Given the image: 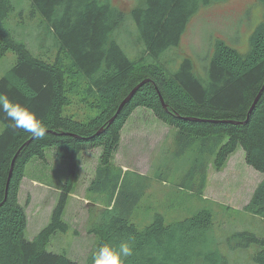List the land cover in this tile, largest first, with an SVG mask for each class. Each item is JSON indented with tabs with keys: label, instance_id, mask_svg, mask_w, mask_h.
Wrapping results in <instances>:
<instances>
[{
	"label": "trees",
	"instance_id": "16d2710c",
	"mask_svg": "<svg viewBox=\"0 0 264 264\" xmlns=\"http://www.w3.org/2000/svg\"><path fill=\"white\" fill-rule=\"evenodd\" d=\"M137 1L128 13L136 45V53L129 54L113 37L124 12L111 0H27L29 15H39L43 27L53 34L56 51L49 54L45 49L34 52L13 34L7 20L15 6L11 0H0V58L9 51L15 57L0 76V96L25 105L47 126L43 137L33 138L9 127L0 113L4 125L0 132V264H94L98 247L117 246L124 240L133 246V255L125 264H195V244L213 225L210 208L202 206L190 215L166 221L161 212L165 205L153 208L150 204L155 201L146 195L151 178L136 172L128 178L113 163L121 129L136 107L151 109L174 128L176 158L190 159L179 183L190 189L188 195L201 198L206 165L212 162L222 167L238 145L246 164L264 175V87L247 112L264 85V0H257L263 18L250 31L248 49L240 52L223 39H215L198 72L188 57L171 69L161 56L179 43L199 6L215 0ZM143 80L110 120L120 102ZM95 147L101 151L88 189L104 198L105 207L90 229L97 240L87 256L76 260L47 250L46 244L49 236L67 228L62 214L79 157ZM47 148L67 161V176L50 210L49 223L29 240L25 237V207L17 200L19 186L27 163L33 158L45 160ZM262 177L243 210L264 218ZM152 178L165 182L164 177ZM140 206L152 209L150 220L138 216ZM233 237L240 239L238 244L257 243L253 264H264V237L249 231H238ZM204 259L225 264L219 255Z\"/></svg>",
	"mask_w": 264,
	"mask_h": 264
},
{
	"label": "rangeland",
	"instance_id": "374dc122",
	"mask_svg": "<svg viewBox=\"0 0 264 264\" xmlns=\"http://www.w3.org/2000/svg\"><path fill=\"white\" fill-rule=\"evenodd\" d=\"M26 1L11 0L15 10L9 14L8 28L34 52L45 49L47 53L54 54L56 46L53 34L43 27L39 15H29ZM111 2L124 12V19L114 31L113 37L126 52L135 54V27L131 24L128 13L138 1ZM262 18L263 7L257 0H215L199 6L187 21L179 43L174 48H167L161 59L171 69H175L184 57H188L196 71H200L215 39H223L240 52H245L248 49L250 31ZM14 58L10 51L0 58V76L11 66ZM3 127L0 121V132ZM174 135V128L153 115L151 109L136 107L121 129L120 145L112 156L113 163L124 168L123 173L128 178L133 177L135 172L151 178L146 195L157 201V204H150L153 208L159 209L165 205L161 212L166 215V221L190 215L202 206L210 208L213 225L195 244V264H210L204 259L206 255H219L224 258L225 264H253L252 255L259 248L258 244H238L240 239L232 238V235L238 231H249L264 237V218L243 210L252 190L263 179V173L246 164L243 148L238 145L222 167L217 168L212 162L206 165L207 180L202 197L197 198L194 193V196H190L187 194L190 189L179 186L184 169L190 165V159L188 156L183 160L176 158L177 154L174 153L178 151V143L174 140ZM100 151L101 147H95L84 151L79 157L71 192L66 197L62 214L67 228L49 236L47 250L63 252L72 259L82 260L97 240L90 229L99 220L105 203L101 195L89 191L88 182L94 176ZM35 159L37 158L31 159L26 165L17 199L25 207V237L29 240L36 237L45 224L49 223L50 210L58 199L60 184L67 176V161L57 158L52 148L46 149L45 160ZM154 175L164 177L165 182L154 180ZM149 192L152 193L151 196L148 195ZM148 199L143 205L149 202ZM167 205L170 206L166 208ZM143 207H139L138 216L146 217L142 221L149 217L150 220L152 209L149 211Z\"/></svg>",
	"mask_w": 264,
	"mask_h": 264
},
{
	"label": "clouds",
	"instance_id": "9594fccd",
	"mask_svg": "<svg viewBox=\"0 0 264 264\" xmlns=\"http://www.w3.org/2000/svg\"><path fill=\"white\" fill-rule=\"evenodd\" d=\"M0 113H3L9 127L27 132L33 138H41L46 134L47 126L37 118L34 112L18 102L0 96ZM133 255L130 240H124L117 246L104 244L94 253V264H125L128 257Z\"/></svg>",
	"mask_w": 264,
	"mask_h": 264
},
{
	"label": "water",
	"instance_id": "95a60500",
	"mask_svg": "<svg viewBox=\"0 0 264 264\" xmlns=\"http://www.w3.org/2000/svg\"><path fill=\"white\" fill-rule=\"evenodd\" d=\"M144 81H145V80L141 81L140 83H138V84L136 85V87H133V89H131V91L128 93V95H127V96H126V97L120 102V105L118 106V108H117L116 112L114 113V115L111 116L110 120H112V119L114 118V116L120 111V109H121L122 106L125 104V102H127V101L130 99V97L132 96V94L134 93V91H135V90H136V89H137V88H138V87H139ZM263 87H264V85L261 87L260 91H259L258 94L255 96V99H254V101H253V104L251 105L250 109L247 111L248 114H249V111L253 108V106H254V104H255V102H256V100H257V97H259V95H260V93H261ZM160 99H161L160 102H162L163 100H162V97H161V96H160ZM162 104H163V106L166 108V104H165L164 102H162ZM247 116H248V115H247ZM28 141H29V140H28ZM28 141H26L25 144L28 143ZM16 155H17V153L14 155L13 159H11L12 162H11V165H10L9 172L7 173V174H8V177H7V181H6V186L8 185L9 179H10V177H11L10 172H12V166H13L14 159H15ZM6 186H5V187H6ZM6 190H7V187L5 188V191H6Z\"/></svg>",
	"mask_w": 264,
	"mask_h": 264
},
{
	"label": "crops",
	"instance_id": "0c3cea01",
	"mask_svg": "<svg viewBox=\"0 0 264 264\" xmlns=\"http://www.w3.org/2000/svg\"><path fill=\"white\" fill-rule=\"evenodd\" d=\"M83 153V152H82ZM82 155V154H81ZM122 169H124V168H122ZM25 170H26V168H25ZM24 173V172H23ZM25 174V173H24ZM24 177V176H23ZM22 180H23V178H22ZM22 180H21V182H22ZM20 186H21V184H20ZM19 186V187H20ZM20 189H21V187L19 188V191H20Z\"/></svg>",
	"mask_w": 264,
	"mask_h": 264
}]
</instances>
